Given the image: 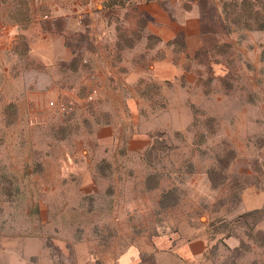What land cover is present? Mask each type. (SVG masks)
Returning a JSON list of instances; mask_svg holds the SVG:
<instances>
[{
  "label": "rangeland",
  "instance_id": "obj_1",
  "mask_svg": "<svg viewBox=\"0 0 264 264\" xmlns=\"http://www.w3.org/2000/svg\"><path fill=\"white\" fill-rule=\"evenodd\" d=\"M199 2L0 0L2 23H44L60 8L84 33L72 35L76 70L1 58L0 264H153L157 245L195 240L204 252L184 264H264V30L225 18L232 0ZM153 3L184 22L199 9L201 35L176 58L201 86L149 74L170 50L147 34L140 7ZM106 58L102 86L90 63ZM61 99L65 114L49 107Z\"/></svg>",
  "mask_w": 264,
  "mask_h": 264
},
{
  "label": "crops",
  "instance_id": "obj_2",
  "mask_svg": "<svg viewBox=\"0 0 264 264\" xmlns=\"http://www.w3.org/2000/svg\"><path fill=\"white\" fill-rule=\"evenodd\" d=\"M75 6L78 7V4L76 3ZM140 9L151 18V25L147 27V34L158 38L161 44L165 45L180 35L186 46L191 38L199 39L201 35L200 20L196 19L193 15L199 12L198 8L193 7L189 11H186L187 21L185 22L179 18L180 15L173 16L165 8L156 3L148 6L142 5ZM51 14V20H46L44 23H30L25 27L14 24L8 19L7 22H0V73L2 72L5 78L9 79L10 77L8 73L10 65L7 63L2 66L1 58H9L11 59V63L12 58L15 57L28 59L32 63H40L45 67L40 72H45L48 69L50 70L51 67L55 68V66L59 72H62L63 70L60 69L59 64L70 63L73 58V53L66 45L65 34L81 33L83 29L79 26L80 21L78 20L75 23L74 17H71L64 9L61 10L60 8H53ZM56 18H63L64 20L65 28L62 34L55 31L52 25V20ZM169 49L166 50L164 58H153L149 62L148 69L152 79L155 83L161 84L162 82L172 81L179 75H184L187 78L188 85L193 86L196 76L193 72L187 73L183 69L185 58H173V47L170 46ZM82 50L84 52L86 48H82ZM108 61L106 58L105 62H103V64L105 63L104 65L97 60H91L90 63L91 70H95V75L98 80L103 82L102 86L104 85L106 76L111 73V69L107 65ZM125 65L127 63L124 60L121 62V66L125 67ZM29 69H32V67ZM139 77L141 75L138 74L135 78L137 79ZM136 92L139 96H143L139 89H136ZM135 97L126 104V107L133 112L137 111L139 105V99L137 96ZM121 108L125 110L124 98L121 103ZM141 134L134 133L132 139H145V134ZM157 247L159 251L155 254L153 264H184L192 262L195 258L199 257L204 252L206 245L200 240H195L181 242L173 249H171L172 245L167 243L163 246L157 245ZM127 263L128 260L124 257L123 264Z\"/></svg>",
  "mask_w": 264,
  "mask_h": 264
},
{
  "label": "trees",
  "instance_id": "obj_3",
  "mask_svg": "<svg viewBox=\"0 0 264 264\" xmlns=\"http://www.w3.org/2000/svg\"><path fill=\"white\" fill-rule=\"evenodd\" d=\"M202 2V0H200ZM199 2V7L202 4ZM201 10H205L202 6L200 7ZM200 10V11H201ZM223 12L225 14V18L227 19H232V23L235 24L236 26H241L246 30H253V31H263L264 30V0H232L230 3H223ZM145 16V15H144ZM253 23V24H250ZM52 25L58 33L62 34L65 28L64 25V20L63 18H56L52 20ZM74 34V33H73ZM71 33L65 34V40H66V45L69 47L73 53V58L70 61L69 64L66 63H60L59 67L64 70V69H72L76 70L81 66V61H83L82 55L80 52V45L75 44L72 42V35ZM81 37L84 35V33H79ZM149 37L153 38L157 42H159V39L149 35ZM167 47L172 46L173 47V58H176L179 53L183 52L185 48V42L183 38L178 35L174 40L167 42L165 44ZM221 45V44H218ZM218 45L213 46V49H216ZM176 46H179L181 48L179 51L176 50ZM205 52L204 49H200L194 53L193 60L195 63H200L198 60V55L200 53ZM165 53L161 52V55L158 58H164ZM28 60V59H27ZM28 66L29 68L32 66V69L42 71L45 69V67L40 64V63H32L29 60ZM185 68V69H184ZM183 69H189V66H184ZM194 74H196V80L194 82V86H201L200 85V73L196 72L195 70L193 71ZM157 84V83H156ZM158 85V84H157ZM148 97V96H147Z\"/></svg>",
  "mask_w": 264,
  "mask_h": 264
},
{
  "label": "built area",
  "instance_id": "obj_4",
  "mask_svg": "<svg viewBox=\"0 0 264 264\" xmlns=\"http://www.w3.org/2000/svg\"><path fill=\"white\" fill-rule=\"evenodd\" d=\"M49 107L57 111L59 114H65L71 110V108L67 106L63 99L50 102Z\"/></svg>",
  "mask_w": 264,
  "mask_h": 264
}]
</instances>
